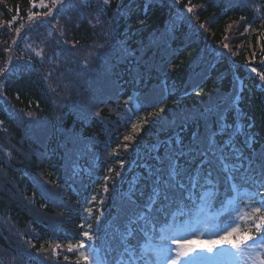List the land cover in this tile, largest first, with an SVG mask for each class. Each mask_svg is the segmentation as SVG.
Segmentation results:
<instances>
[{
    "label": "trees",
    "instance_id": "obj_1",
    "mask_svg": "<svg viewBox=\"0 0 264 264\" xmlns=\"http://www.w3.org/2000/svg\"><path fill=\"white\" fill-rule=\"evenodd\" d=\"M87 4L63 0L53 8L52 0H36L35 6L31 0H0V68L6 69L0 73L3 264H77L79 252H69L68 246L80 239L90 254L95 249L105 264H117L124 246L121 237L129 227L133 234L128 243H144L139 231L144 221L137 218L151 194L142 177L152 163V145L177 133L187 143L193 130H203V122L190 121L181 132L179 118L185 113L196 115L210 105H222L229 123L255 137L252 149H264V81L251 71L255 67L264 72V0ZM49 9V16L29 19L30 13ZM21 25L18 35L15 30ZM65 39L78 41L76 49L83 46L75 58L68 55L71 45H57ZM106 39L112 48L96 47ZM41 50L43 60L36 54ZM70 69L79 76H69ZM48 73L52 76L45 81ZM243 139L237 136L236 143L243 146ZM216 177L220 191L215 202L221 205L230 189L224 174L214 169ZM235 178L238 197L216 225L246 231L253 208L264 212V186L246 182L243 170ZM195 191L199 195L203 189ZM209 197L189 204L187 216L177 212L175 225L184 218L203 225L201 207ZM158 208L154 206L153 215L160 216V223L149 235H157L164 224ZM85 231L95 240L82 237ZM56 245L58 256L53 257Z\"/></svg>",
    "mask_w": 264,
    "mask_h": 264
},
{
    "label": "snow or ice",
    "instance_id": "obj_2",
    "mask_svg": "<svg viewBox=\"0 0 264 264\" xmlns=\"http://www.w3.org/2000/svg\"><path fill=\"white\" fill-rule=\"evenodd\" d=\"M62 2L63 0H52V7L54 8ZM102 2L107 5L108 0H102ZM31 3L35 6L36 0H31ZM81 4L85 7L88 6L87 0H81ZM123 7V4L118 5L117 11L123 10ZM193 10L192 7H188L189 12ZM50 14L51 9L45 13L33 12L29 14V19L31 20L41 15L46 17ZM15 19L16 17H13V20ZM241 19L243 20L244 18L241 17ZM12 22L10 20L7 23L11 25ZM89 22L91 23V21ZM96 23L103 27L99 18L96 19ZM23 27L24 25H21V27L16 28L15 31L18 35ZM245 30L248 31V28ZM63 34L61 32V36ZM108 35L109 33L106 32L105 37ZM77 43L78 41L74 42L66 39L57 41L58 46L61 44L65 46L71 45L68 55L73 58L77 56L79 51L83 50V46L80 49H76ZM106 45L108 48L113 47V44L109 43L107 39L105 44H99L96 47L105 49ZM223 47L227 48L228 45L225 44ZM262 51H264V47H262ZM36 54L42 60L44 59L42 50ZM89 55H96V53H89ZM100 58L104 59L103 56ZM65 62L75 63V59H66ZM9 63H11V59ZM48 63L51 64L53 61L49 59ZM87 66L88 61L85 60L84 67L87 68ZM27 67L31 69L32 64L28 63ZM5 71L6 69L0 68V73ZM251 71L256 73L261 81H264V72H258L255 67H252ZM60 75L63 76L64 74L61 73ZM68 75L78 77L79 73H76L74 69H70ZM51 76L52 73H48L43 79L47 81ZM49 89L54 90L51 85H49ZM158 111L163 113L165 108L160 106ZM223 113L224 107L219 104L210 105L196 115L191 112L185 113L179 118L181 132L188 127L190 121L198 125L203 122V130L200 127L193 130L187 143L177 133L152 145V163L147 165L145 169L146 175L142 177L147 182L146 187L151 189V194L137 218L144 221V225L139 231L148 238V242L138 245L128 243V237L133 234V229L129 227L127 232L121 237L124 246L121 260L117 264H140V262L142 264H151L148 259L149 251L154 254L155 261L158 264H219L225 254L217 255V251L223 249L224 246L234 250V252L227 253V255L240 261L241 264H249V262L250 264H264V212H262L261 207L253 208L252 212L247 216V219L252 222L248 230L241 231L239 226L232 227L230 230H223L220 229L219 225H216L217 233L210 234L212 238L209 239H201L197 235V232H199L197 227L199 221L186 220L183 229L174 228L172 223L168 222L169 219H176L177 212L182 216H187L191 212V208L188 205L197 204V200L203 201L208 196H212L213 200L216 199L220 191V180L219 177L213 178L214 169L224 174V179L232 192H237L238 185L235 174L241 172V170H243V178L246 182L252 181L264 186V149L258 152L252 149V145L257 142L255 137L245 132L239 125L229 123ZM29 115L31 116V113ZM95 115H99V113L97 112ZM147 123L148 121L145 120L144 124ZM132 126L137 128L135 124ZM139 130L137 128V131ZM237 136L244 137L243 146L236 143ZM124 139L132 140L135 137L125 136ZM124 148L127 149L128 145L125 144ZM246 149L250 150L247 154ZM120 163L123 166L124 162L121 161ZM105 179H108V177H105ZM198 188L203 189L199 195L195 191ZM234 200L235 197H232L228 200V203H232ZM260 203L264 205V199ZM157 204L159 205L157 213L163 215L164 224L159 227V234L153 236L149 235V232L155 231L157 223H160V216L153 215L154 206ZM169 208L173 209L171 213L167 211ZM180 209H183V211L180 212ZM201 210H203L202 207ZM241 218L243 219V217ZM131 223H135V221H131ZM203 227L207 231L209 225L204 224ZM181 231L190 232L191 238L177 239L176 237ZM220 231H223V234H218ZM82 237H86L90 242L95 240V237L89 231L83 232ZM152 239H157L158 243L152 245ZM169 242L177 245V247L175 249L170 248ZM59 247L60 245H56L52 249L53 257L58 256L56 249ZM87 248L85 240L80 239L76 245L69 244L68 251L76 250L79 252L77 264H93L94 257L87 251ZM137 249H139L138 253ZM47 251L45 249V252ZM171 252H174L175 255H170ZM125 253L127 254V259L123 258ZM204 253H211L212 255H204ZM22 255L30 256V253L24 252ZM48 258L45 257V259ZM64 259L67 260L68 256H65ZM95 261L96 264H104L99 259L98 254L95 257ZM0 264H3L2 260H0Z\"/></svg>",
    "mask_w": 264,
    "mask_h": 264
},
{
    "label": "rangeland",
    "instance_id": "obj_3",
    "mask_svg": "<svg viewBox=\"0 0 264 264\" xmlns=\"http://www.w3.org/2000/svg\"><path fill=\"white\" fill-rule=\"evenodd\" d=\"M178 16L181 17L182 16V12H180L178 14ZM204 232H206V231L204 230ZM197 235H199L200 238H201L202 235L200 234V230H199V232H197ZM179 236H183L181 238H184V239L191 238V234L188 231H183V233H181V235H179ZM176 238L177 239H181L180 237H176ZM204 238H206V237H204ZM169 247L172 248V249H175L177 247V245L172 244V243L169 242ZM231 252H234V251L233 250H230V251H223V252H221V253H224L225 255L223 256V259L220 260L219 264H236L235 259H233V257L227 255V253H231ZM151 253H152L151 251L148 252V259H149V261L151 262V264H158V262L155 261L154 254H151ZM221 253L219 255H221ZM209 254L210 253H204V255H209ZM92 255L95 258L97 254L96 253H93ZM170 255H175V253L174 252H171ZM99 258H100V256H99ZM225 259L227 260L226 262H225ZM95 264H96V262H95Z\"/></svg>",
    "mask_w": 264,
    "mask_h": 264
}]
</instances>
